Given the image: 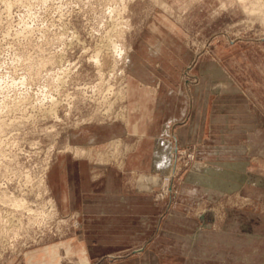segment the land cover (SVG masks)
Wrapping results in <instances>:
<instances>
[{
    "label": "rangeland",
    "instance_id": "1",
    "mask_svg": "<svg viewBox=\"0 0 264 264\" xmlns=\"http://www.w3.org/2000/svg\"><path fill=\"white\" fill-rule=\"evenodd\" d=\"M252 1L0 0V264H264V0L256 11ZM134 78L164 102L162 118L159 102L147 105L172 146L205 115L201 145L174 144L155 191L160 221L173 211L201 218L207 242L184 253L164 242H95L103 231L61 212L51 187L64 155L122 168L127 190L149 173L125 162L131 144L155 135L84 137L127 124ZM203 165L222 170L223 182L215 188L210 171L198 193L186 180Z\"/></svg>",
    "mask_w": 264,
    "mask_h": 264
},
{
    "label": "crops",
    "instance_id": "2",
    "mask_svg": "<svg viewBox=\"0 0 264 264\" xmlns=\"http://www.w3.org/2000/svg\"><path fill=\"white\" fill-rule=\"evenodd\" d=\"M138 66L139 62L134 63V73L140 71ZM131 82L128 85L130 107L127 124L91 128L87 133L88 136L84 137L100 143L116 136L123 138L126 136L127 140L129 135H155L152 143L131 144V151L136 152L133 156L128 154L129 157L125 162L127 166L135 170L145 166L149 169V173H139L138 177L136 176L137 179L135 178L134 189L127 190L123 174L125 170L122 168L108 163L93 164L86 159L64 155L57 164L52 166L51 187L61 212L83 214L88 221L87 228L103 231L100 236H96L99 241L95 240V242H164L168 248L172 246L173 254L177 252L176 250L184 253L186 248L192 249L207 242L200 224L201 218H189L172 210L173 212L164 222L160 221L161 208L160 203L155 199V191L159 188L162 176L172 169V164L163 163L172 147L175 148L176 145V148H180V145L184 146L192 142L201 145L205 132V115L197 114V117H192L191 124L183 125L182 130L172 134L171 139L175 144L172 146L168 140L160 138L161 132L163 135L169 133V126L159 130L160 122L152 114L153 107L147 105L155 101L159 102L160 111L163 109L161 105L164 106V102L154 95V90L139 88L135 78ZM182 93L185 94L181 88L180 94ZM160 112L157 114L158 118H162L164 114ZM185 113L183 109V115ZM196 118H200L198 124L195 123ZM154 126H157V129ZM210 171L214 172L212 180L215 188L219 187L223 182L219 179L222 170L211 166H201L198 170L199 174L195 178L193 174H189L186 182L188 185L195 184L198 193H201L205 191L210 177L205 181L203 179ZM183 197L184 195L181 196ZM166 199L168 200L166 204L169 203L172 206L173 196L170 195ZM163 234L164 237H162Z\"/></svg>",
    "mask_w": 264,
    "mask_h": 264
},
{
    "label": "bare ground",
    "instance_id": "3",
    "mask_svg": "<svg viewBox=\"0 0 264 264\" xmlns=\"http://www.w3.org/2000/svg\"><path fill=\"white\" fill-rule=\"evenodd\" d=\"M248 3H250V2H248ZM246 7V6H245ZM262 8H261V3H260V0H254V1H252V7H251V9H249V10H251V11H256V10H261ZM125 54V53H124ZM132 58H131V55L130 54H125L124 55V61H125V64L126 65H131V63H132ZM132 67L134 68V64L132 65ZM133 70H135V68L133 69ZM123 83V82H122ZM50 110V109H49ZM52 110V109H51ZM93 145H91V146H69V148L71 149V150H73V152H74V154L76 155V156H78V155H80L81 153H84V154H86V156H89V157H95L96 159H98L100 156H101V153L100 152H93V150H92V148H90V147H92ZM81 149V150H80ZM84 149V150H83ZM18 206H25L26 205V203L27 202H25V200H23V199H17V200H15L14 201ZM29 206V205H28ZM26 207V206H25ZM31 210V209H30ZM53 213H54V211H53ZM51 215V214H50ZM52 216V215H51ZM50 216V217H51ZM55 217V216H54ZM52 219V218H51Z\"/></svg>",
    "mask_w": 264,
    "mask_h": 264
}]
</instances>
